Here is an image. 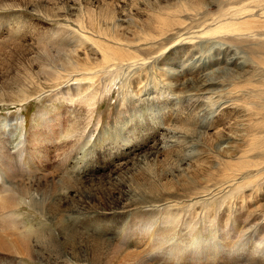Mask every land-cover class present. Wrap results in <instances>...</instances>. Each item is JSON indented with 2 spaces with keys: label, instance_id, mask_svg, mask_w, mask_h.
<instances>
[{
  "label": "rangeland",
  "instance_id": "374dc122",
  "mask_svg": "<svg viewBox=\"0 0 264 264\" xmlns=\"http://www.w3.org/2000/svg\"><path fill=\"white\" fill-rule=\"evenodd\" d=\"M36 1L40 9L34 4ZM76 1L77 0H0V46L6 40L22 43L20 48H17L19 51L16 53L13 52L11 54L9 48H5L0 53V131L3 129L5 130L11 143H15L19 138L27 137L21 161L17 160L14 156L16 154L12 152V149L9 147V142L7 145L0 143V167L3 168L6 163L12 164L14 172H11L10 175L4 178H10L11 182L16 184V186L25 184V189H20L23 193L29 191L36 194L33 189L30 188L31 184H33L34 187L35 185L41 187L42 195H44L43 193L46 191L54 192L63 189L64 192L62 191L60 194L61 196H66L72 193L70 189L64 188L70 183V173L78 175L84 185L98 184L100 181H105V179H107L106 176L112 173L111 171L119 168L117 172L121 170L122 173L119 175L117 173V176L121 177L122 175H126L130 178V180L129 178L127 179L129 185L126 183L128 186V195L126 198H129L127 202L135 200V203H132L130 208H133L132 206H137V208L132 210L127 208L128 211L125 215H117L113 217L114 219L116 218L115 220L112 218L114 221H108L110 222L108 223L101 220L104 217L110 216V213L93 211V208H90L91 205L84 203V205L88 206L87 209L89 210L84 212L87 209H78L79 213L76 212L72 214L68 220L72 225H76L77 228L81 229L85 228V230L91 229L93 233L110 238L114 244L123 248L133 249L134 247L129 245L130 241L138 242H135L138 248L141 243L143 244L141 247H144V249H141L140 253L143 254L144 258L149 263L160 264L162 262L161 264H165L164 261H166V264H264V227L260 226L262 216L257 214L258 216L251 218L255 215L256 210L250 211L251 208L254 209L256 206H264V186H262L261 189H247L244 192V199L246 198L247 200L246 204L249 212H247V210L245 211V209L242 210L240 207L241 204L237 207L238 210L236 213L233 212L235 210L234 208L233 211L227 212V215L226 210L229 206L227 203H224L221 208L216 209L213 207H194L187 205L182 207L180 220L173 229H167L164 224V217L171 207L168 206L163 209L158 207L156 210L154 209L155 211H151L150 209L155 207H151L150 205L146 206L142 203L151 201L156 197L165 198L174 193H176V197L172 199L179 201L182 196L189 198L191 194L187 189H189L190 183L187 182L192 178L195 179L199 177L200 179L209 171L213 182H221V175L227 173L230 165L236 164V161L247 160L249 157L257 155L258 152L256 151L260 148L252 150L251 147L254 136H264V108H257L254 106V103L257 101L264 102V98L255 96L244 100V103L239 102V104L245 106L244 109H241V106H227L219 109L218 105H214L210 108V106L208 107L209 104L204 101V98L202 100L206 105L204 104L203 106H206L207 109L201 112V114H204L206 117L204 120V127L199 128L192 118V114L198 110L196 108L199 107L198 102L192 106L186 101L182 106L181 99L179 98L180 102H178L179 100H177L178 97L176 95L174 96L171 92L168 94L166 92L162 93V91L159 92L156 88L152 89L153 92L150 96L144 94L143 88L142 94L138 97L133 96L131 93L129 98L120 99V95H118L117 91H120L122 86H113V82L116 78H124L121 73H118L115 75L107 74V76L110 77L109 86L103 88L101 98H94L97 99V104H95L93 108L88 109L85 103L78 101L70 104L68 100L70 98L59 96L60 93L65 92V90L59 89V86L56 89L55 87L44 89L45 86L52 85L43 84L46 82L41 73L44 58L33 56L34 54L29 52L28 48L34 46L35 43L48 44L47 46L53 45V43H55L53 40L56 39L54 36L58 33L57 36L60 37L56 39V42H60L61 39H64L62 42L64 43L69 39L70 32H68V30H72V27H74V33L80 36V33L77 31L76 27L73 26V23V25H71L62 20L63 18L52 19L49 15L44 13L47 12L45 11L47 8H49L48 10H50L51 7L53 8L52 5H54V3H57L58 6L62 4L75 6L77 3ZM130 1L132 4H138V6L136 7L134 5V7L130 8L131 3L125 6L123 3L124 0H88L93 11H90L87 16H91V14L94 15L97 12L103 13L106 3L112 4L116 11V16L118 17L119 15L120 19L123 18L127 21L119 22L122 24L121 28L123 32L121 30H118V32L124 33V36L127 34L126 37L128 36L129 39L136 40V42L140 39L141 33L139 34V31L141 27L153 29L154 33L157 32L156 29L158 28L167 29L172 27L175 18L169 17L170 20H166L165 17L162 19L161 17L157 18L153 16L150 11V6H148L152 5V3L150 4L152 0H129V2ZM211 1L212 0H199V3H203L204 10L209 12L212 10L215 11L217 8L226 5L219 3L214 6L211 5ZM238 3L239 1L235 0L231 8L238 5ZM40 10H42V12ZM130 10L131 12L129 13ZM254 10L256 11V9ZM54 11L60 15H64L62 11H58L55 8H53V12ZM69 12L72 13V10ZM73 13L72 15H78L77 11H73ZM191 24V26L195 28L199 25V21L192 22ZM108 26L110 27L111 25H108L107 22L106 27L109 28ZM59 29H61L60 32L56 33ZM63 29H65V31H63ZM180 33H182V31H180ZM180 33L173 30L169 31L163 37L157 38L155 41V48L152 50L148 48L150 49L148 52H156L162 43V46H165V49L162 48L165 51L164 54L171 55V57L169 56L163 59L160 64H171L172 58L177 60L176 62H180L188 57L189 64L186 62V65L194 66V69L199 73L205 72L206 69L210 70L214 68V66L216 67L222 62L225 56H228V53H225L224 50L226 47L223 45H218L209 49L203 47L204 45L200 46V41L203 40V38L199 37L195 41L197 47L195 46L185 57V52L188 51L190 49L188 47L192 45L179 44L172 48H169L170 45H168L174 42L172 40L177 39ZM206 39L207 38H204L205 41ZM141 43L142 41L139 42L137 46H133V48L150 46H141L143 45ZM261 43H264V40H253L250 47L254 52L262 51V49L253 46V44ZM24 44H28L25 46L27 49L23 46ZM64 45L62 46L69 47L68 44ZM243 46H248L245 38H243ZM34 47H32L33 51H35ZM24 49H26L25 53L23 52ZM162 49L159 50L162 51ZM170 50H172V54L169 53ZM96 56L97 57H92V59H95L94 61H99L101 57L98 52ZM162 57L163 56H161V58ZM216 60H218V63L215 64ZM205 61L206 63H204ZM30 62H33L32 72L42 75L35 78V85L40 87H32L31 89L19 92L17 83L21 81L19 78L22 73L21 71H23L25 66ZM160 64L153 65L155 68H159ZM144 73L145 71H143V74ZM142 77H144V75L140 76L139 79H142ZM154 77L156 78L154 83L162 86V81H160L159 78L157 80L158 76L154 75ZM164 77L166 81L169 79L165 75ZM229 81L235 82L231 79H229ZM237 81L240 82L239 88L244 87L245 82L249 84L257 83L255 77H247V79L239 78ZM186 82H188V80L180 81L178 85L187 93L194 92L195 87L190 85L185 87ZM219 82H221L220 79ZM149 83L153 85V81L150 82V79ZM59 84L61 85L60 82ZM231 88L233 90L239 89L235 86ZM179 119L182 122L181 124H177L176 120ZM71 127H78V131L82 133H80L81 136L80 134L78 135V133H73L75 130L74 128L70 129ZM9 128H16L14 134L8 133ZM167 128L170 132H178L176 128L189 129V137L187 139L194 140L197 143V146L201 150V156L195 158L194 161L191 163L189 162L187 165L186 162L181 163L175 157L174 151L166 153L161 150L160 146L163 143V137L167 133ZM197 131H200V133H197ZM236 132L238 134H236ZM239 133L242 134L240 143L239 141L228 140L224 145L228 143L226 145H230V148L225 149L220 146L219 150H214L215 146L217 144L219 145L222 138L231 136V134L232 136H236L239 135ZM77 136L80 137L77 139ZM2 137L3 139L5 138V136ZM14 145L15 144H13V146ZM10 150L11 154L9 152ZM155 151L157 155L155 161L146 159L148 154H152ZM81 154L85 155L84 161L81 163L93 164V167L89 170L80 169L81 165L79 166L77 161L74 160V158L80 157ZM147 161L149 163L144 173H137L136 170L139 167H145L143 163ZM15 166L19 168H15ZM187 176H191V178L187 180V185L183 187L181 183ZM203 181L204 180L198 182L196 186L198 188L204 186ZM136 182L142 183L136 184ZM165 190L170 191L163 192ZM96 191L101 192L100 189ZM117 196H119V194L113 196L106 195L101 197L100 200L102 199L107 202ZM23 199L25 200L22 196V200ZM97 199H99V197L95 199L96 202H98ZM26 202L27 203L20 202V205L14 202V205L16 204L19 207L9 210L13 213L15 218L22 221V224H19L21 227H19L18 223H15L16 227L12 226L11 228L10 226V229L8 228L9 224L6 226L7 223H5L6 227L4 230H6V232H14L19 236L24 235L23 237H30V240H33V243L37 246L51 249L50 242L52 241L46 238L48 235V237H50L48 229L51 225L47 222V219L37 214L35 211L36 206L33 203H29L28 199ZM71 202L72 201H69L70 204ZM236 214L242 216L238 217ZM151 216H155L152 220H156V222L150 229L156 226H163L165 228L160 232H156L154 237H152L153 233L148 230L149 232H146L143 237L142 234L139 233L141 231L140 227H142V223L140 222H142L143 219H150ZM248 216H250V218L245 219ZM139 217L142 221H138ZM85 219L92 220V224L95 223L93 225L91 224L93 228H90V225V227H88V225H82ZM119 219H121V221ZM79 220L83 221L79 222ZM187 221H190L191 224H193L194 221L196 223H194L193 228H191ZM104 223H106L107 226ZM103 225L107 228H104ZM245 226L248 228H244ZM102 228L108 231L111 229L110 232L112 234H110V232L108 234V231L106 230L107 232H105ZM191 233L195 235L190 236ZM151 237L154 239H151ZM209 247L210 249H208ZM252 248L257 249L255 253L258 252V249V253H260V249H262L261 251L263 253H260L262 257L260 254H250ZM173 249L175 251H172ZM204 249L208 252L204 253ZM164 250L165 252H163ZM242 250H244V252H242ZM167 251L172 252L169 254ZM95 253L106 258L111 256V264L121 263L119 260L120 253H118V251H107L104 248L97 247L95 248ZM5 255L6 254L0 252V264H42V262L35 259L19 258V260H17L14 256ZM173 255L178 256L175 258ZM248 255H251V260ZM163 256L166 260L159 259ZM155 259H159V262ZM247 259L250 261H247Z\"/></svg>",
  "mask_w": 264,
  "mask_h": 264
},
{
  "label": "bare ground",
  "instance_id": "6f19581e",
  "mask_svg": "<svg viewBox=\"0 0 264 264\" xmlns=\"http://www.w3.org/2000/svg\"><path fill=\"white\" fill-rule=\"evenodd\" d=\"M237 1H239L238 5H235L233 8H231L235 3V0H212L211 5L215 6L219 3L226 5L221 8H217L215 11L212 10L209 12L204 10V4L199 3V0H152V2L150 1V4L152 3V5H147L150 6V11L153 16L157 18L161 17L162 19L165 17L166 20H170L169 17H173L175 18V21L172 27L167 29L158 28L156 29V33H154L153 29L141 27L139 31L141 36L137 42L136 40L129 39L128 36L127 38L126 33L125 36L124 33L122 34V24L119 22L126 20L123 18L120 19L119 15L118 17L116 16V11L114 10V6L112 4L106 3L104 9L105 11H103V13L97 12L94 15L91 14V16H87L90 11H93L88 0H77L75 5L76 7L65 4L58 6L57 3H54V5H52L53 8L58 11H62L64 15H60L55 11L53 12L52 7L50 10H48L49 8H47V10L44 8V10L47 12H43L46 15H49L52 19L63 18L62 20L65 22H68L71 25L74 24L73 26L76 27L77 31L80 33V36H77L74 33V27H72V30L70 29L71 31L68 30V32H70V36L67 41L62 43L64 39H61L60 42H56V39L60 37L57 36L59 34L58 32L61 30L59 29L56 32L58 34L54 36L56 39L53 40V42H55L53 45L47 46L48 44L44 45L43 43H35V47L32 46L35 48V51H33L32 47L28 48V51L34 54L33 56L44 58L41 73L44 76V80L46 82L43 84H52L45 86L44 89H51L54 87L56 89L59 86V89L61 88L65 90V92L60 93L59 96H66L65 98H70L68 99L70 104L78 101L85 103L88 109L93 108V106L97 104V99L94 98H101V92H103V88L109 86L110 77L107 76V74L115 75L121 73L124 78H116L113 82V86H122L120 91H117L118 95H120V99L129 98L131 93L133 96L138 97L142 94L143 88L144 94L148 96L151 95L153 92L152 89L155 88L159 92L162 91V93L166 92L168 94L171 92V94H174V96L176 95L178 97L177 100H179V98L181 99L182 106L186 101L192 106L197 102L199 103V107H196L198 110L192 114V118L196 125L201 128L204 127V120L206 117L204 114H201V112L207 109L206 106H203L205 103H203L202 99L204 98V101L209 104L208 107L210 106L211 108L214 105H218L219 109L227 106H241V109H244L245 106L239 104V102L244 103V100L255 96L264 98V43L253 44V46L262 49V51L259 52H254L250 47L253 43V40H264V0ZM123 3L125 6H128L130 5L131 1L129 2V0H124ZM34 4L39 8L37 1L34 2ZM134 5L135 4L131 3L130 8L134 7ZM135 6L137 7L138 4ZM254 9H256V11ZM71 10L72 13L69 12ZM40 11L42 12V10ZM73 11H77L78 15H72L74 14ZM130 12L131 10L129 13ZM198 21L199 25L197 27L194 28L191 26L192 22ZM107 22L108 25H111L110 27L108 26L109 28L106 27ZM118 30H121L122 32L119 33ZM173 30L178 31V33L182 31V33L178 35L177 39L172 40L174 42L168 44L170 45L169 48L179 44L192 45L188 47L190 49L185 52V57L193 50L195 46L197 47L195 41L199 37L203 38V40L200 41V46L204 45L203 47H207V49H209L218 45H223L226 47L223 49L225 50V53H228V56H225L219 65L216 67L214 66V68H211L210 70L206 69V71L203 73H199L197 70H195L194 66L186 65L189 61L188 57L187 59H184L180 62H176L177 60L172 58L171 64H160L163 59L169 56L171 57V55L164 54L165 51L163 49H165V46H162L163 44L161 43L156 52H148V50H150L148 48H151V50L154 49L156 39L163 37L169 31ZM63 31H65V29H63ZM204 38H207L206 41ZM243 38L246 39L248 46H243ZM141 41V44H143L141 46H150L134 49L133 46H137ZM29 44L33 45L32 43ZM64 44H68L69 47H64ZM21 45V42H12L6 40L0 46V53L5 48H9V52L11 54L13 52L16 53L19 51L17 48H20ZM26 45L28 44H24L23 46L25 47ZM26 49H24V53ZM159 49H162V51ZM97 52L99 53L101 59H99V61H94L95 59H92V57H97ZM171 52L172 50L169 51L170 54H172ZM161 56L163 57L161 58ZM33 62L28 63L23 71H21L22 73H19V78L21 79V81L17 83L19 92L31 89L32 87H40L35 85V78L42 75H40V73L32 72ZM204 63H206V61ZM216 63H218V60L215 61V64ZM153 64H160V67L155 68ZM143 71H145L144 74ZM143 75L144 77L139 79L140 76ZM154 75L158 76L157 80L159 78L160 81H162V86H159L158 84L156 85L154 83V80L156 79ZM164 75L172 80L168 79L166 81ZM247 77H255L257 83L249 84L248 82H243L245 86L239 88L240 82L237 81V79H247ZM149 79L150 82L153 81V85H150L151 83H149ZM219 79L221 82H219ZM229 79L235 82H231ZM183 80H188V82L185 83V87L189 85L195 87L194 92L187 93L178 85V83ZM233 86L239 89L233 90L231 88ZM178 102H180V100ZM254 106L263 109L264 102L257 101L254 103ZM176 121L177 124L182 123L180 119ZM72 128L75 130L73 133H78V135L81 133L78 131V127H71L70 129ZM176 130L178 132H170V130L167 128V133L163 137V143L161 144L160 149L166 153L174 151L175 157L181 163L186 162L188 165L189 162L191 163L195 160V158L201 156V150L194 140L187 139L189 137V129L176 128ZM15 131L16 128H9L8 133L14 134ZM197 133H200V131H197ZM236 134L238 133L236 132ZM7 135L8 134H6L4 129L0 131V143L7 145L9 142V147L12 149V152L16 154L14 156L17 158V160L21 161L24 153V144L27 142V137L19 138L15 141V143H11ZM2 136H5V138L3 139ZM80 136H77V139ZM254 137L251 149L256 150L260 148L256 151L258 154L249 157L247 160L236 161V164L230 165L228 167L227 173L225 175H221V182H213L209 171L200 179L199 177L195 179L192 178L189 182H187V180L191 178V176H187L181 185L185 187L187 183H190L189 189H187L191 194L189 198L182 196L178 201L172 199L176 197V193H174L168 195L165 198L156 197L151 201H145L142 203L146 206L150 205L151 207H155L150 209L151 211H155L158 207L161 209L168 206L171 207L164 217V224L167 229H173L177 225L181 217L182 207L187 205L194 207H213L216 209L221 208L224 203H227L229 204L226 210L227 215V212L229 213L230 211H233L234 208L235 210L233 212L236 213L238 210L237 207L241 204L240 207L242 210L245 209V211L247 210V212H249L248 206L246 204L247 200L246 198L244 199V192L247 189H261L262 186H264V136ZM241 138V133L236 136H232L231 134V136L224 137L221 139L219 145L217 144L215 146L214 150H219L220 146L222 148L228 149L230 148V145H226L228 144L226 143L225 146L224 143L226 141L233 140L237 142L239 141L240 143ZM13 144L15 145L13 146ZM9 152L11 154V150ZM81 155L80 157L74 158V160L77 161L79 166L81 165L80 169L89 170L91 167H93V164L81 163L85 158V155ZM155 157H157L156 151L152 154H148L146 159L155 161V159H157ZM148 163V161L144 162L143 164L145 167H139L136 172L143 174ZM12 168L13 165L9 163H6V165L4 164L3 168L0 167V252L2 254L14 256L17 258V260H19V258L35 259L42 262V264H111V256L106 258L95 253V248L101 247L107 251H118V253H120V264L151 263H149L144 258L143 254L140 253V250L144 249V247H141L143 244L140 243V247L138 248V245L136 244L138 242L135 241V243L134 241H130L128 239L130 241L129 245H132L134 248H123L114 244L110 238L104 237L101 234L99 235L93 233L91 229L90 231L88 229L85 230V228H77L76 225H72L71 222L68 221L72 214L76 212L79 213L78 209L81 210L88 208V206L84 205V203L91 205L90 208H93V211L110 213V216L107 215L108 217H104L101 220L103 222H112L116 219L113 217H116L117 215H125V213L128 211L127 208L131 210L137 208V206H132L133 208H130V205L135 203V200L127 202L129 198H126L128 195V186L126 183L129 177L126 175H122L121 177L117 176V173L118 175L122 173L121 170L117 172L119 168L111 171L112 173H109L106 176L107 179H105V181H100L98 184L84 185L82 184L78 175L70 173V183L64 188L68 190L70 189L72 193L66 196H61L60 194L63 189L54 192L46 191L43 193L44 195H42L41 187L39 185H35L34 187L33 184H31L30 188L33 189L37 195L29 191L23 193L20 189H25V184L16 186V184L11 182L10 178H4L13 172ZM15 168L19 167L15 166ZM201 180H204V186L198 188L196 184ZM140 183L142 182H136V184ZM98 189H100L101 192H97L96 190ZM168 191L170 190H165L163 192ZM115 194H119V196L113 198L111 201L106 202L105 200H100L101 197L106 195L113 196ZM21 195L25 198V200L23 199L24 201L22 200ZM97 197H99V199H97L98 202L95 200ZM27 199L29 203H33L36 206L35 211L37 214L47 219V222L51 225V227L48 229V232H50V237H48L49 235L46 237L52 241L50 242L51 249H45L43 247L37 246L33 243V240H30V237H23L24 235L19 236L14 232L11 233L4 230L8 224V228H10V226L11 228L12 226H15V223H18V225L22 224V221H20L18 218H15L13 213L9 210L11 208L19 207L16 204L14 205V202H17L20 205V202L27 203ZM69 201H72L71 204ZM88 210L89 209L84 212H87ZM252 210H256V213L251 218L261 215L262 220H260V226L264 227V206H256L254 209H250V211ZM241 216L242 215L239 214L238 217ZM154 217L155 216H151L150 219L152 220ZM249 218L250 216L246 217L245 219ZM150 219H143V221L140 217L138 219V221H142L140 222L142 223V227H140L141 231L139 233H141L143 237L146 232H149L148 230L153 233L152 237H154L156 232H160L163 228H165L163 226H156L157 228L153 227L150 229V227H152L156 222V220L151 221ZM85 220H82L83 222L79 220V222L81 221L83 226L88 225V227H90L92 220ZM119 220L121 221V219ZM5 223H7L6 226ZM187 223L190 224L191 228H193L194 223L196 222L194 221V223L191 224L190 221H187ZM104 224L107 226L106 223ZM19 227L21 226L19 225ZM90 228L93 227L91 226ZM244 228L248 227L245 226ZM106 230L107 229H103V231L107 232L108 230ZM110 231L111 229L108 231V234ZM110 234L112 233L110 232ZM193 235L195 234H190V236ZM152 237L151 239H154ZM208 249H210V247ZM256 250L257 249L252 248L250 250V254H254ZM261 250L262 249H260V253L262 252ZM172 251L175 250L173 249ZM172 251L167 252L170 254ZM163 252H165V250ZM205 252L208 251L205 250L204 253ZM242 252H244V250H242ZM258 252L255 254L259 255L260 253ZM173 256L176 258L178 255ZM248 256L251 260V255ZM163 257L159 259H165V257ZM159 259L155 260L159 262ZM250 260L247 259V261ZM164 262L166 264V261Z\"/></svg>",
  "mask_w": 264,
  "mask_h": 264
}]
</instances>
